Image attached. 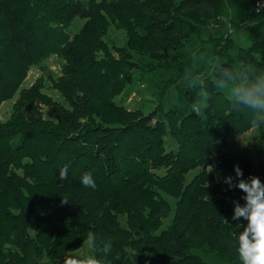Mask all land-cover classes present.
I'll use <instances>...</instances> for the list:
<instances>
[{"label":"trees","instance_id":"1","mask_svg":"<svg viewBox=\"0 0 264 264\" xmlns=\"http://www.w3.org/2000/svg\"><path fill=\"white\" fill-rule=\"evenodd\" d=\"M225 7L226 0H0V105L19 92L9 118H0V264L55 263L93 235L103 264H215L206 254L241 264L234 235L246 221L232 220V201L243 204V193L226 190L224 178H235L238 164L244 178L264 181V164L252 170L224 148L234 133L264 134V113L216 82L264 75V13L251 12L259 16L239 42ZM76 16L85 21L71 35ZM112 24L125 31L124 45L108 42ZM209 26L217 60L195 67L202 76L193 84L178 82L193 68L186 42ZM52 54L64 60L50 77L64 102L45 92L41 77L21 87ZM153 61L179 67L169 80L176 102L148 112L118 103L135 71L155 69ZM205 97L207 115L198 116L192 105ZM44 106L56 118L44 116ZM89 171L94 190L81 183Z\"/></svg>","mask_w":264,"mask_h":264},{"label":"rangeland","instance_id":"2","mask_svg":"<svg viewBox=\"0 0 264 264\" xmlns=\"http://www.w3.org/2000/svg\"><path fill=\"white\" fill-rule=\"evenodd\" d=\"M246 0H226V7L223 19L226 21L229 33H233L236 40L244 42L245 35L248 26L256 19L261 12L264 13V9L256 11L254 9V1L249 9L246 8ZM254 12L253 14L251 12ZM251 13V14H250ZM85 19L76 16L69 26V33L71 35L78 32L83 26ZM214 28V27H213ZM107 40L110 44L124 45L126 41L125 31L116 27L114 24L108 28ZM211 26L205 27L201 30L200 35H193L192 39L186 42L183 48L185 59L193 60V68L187 67L186 73L181 77L178 82L189 80L191 84L194 83L197 73L195 67L200 65H210L217 60V56L213 51V45L208 43V38L211 34ZM227 32V33H228ZM224 33V31L222 32ZM226 35V34H225ZM232 53V52H231ZM141 62L149 61L146 57H138ZM184 57V56H183ZM182 57V58H183ZM63 58L52 54L45 59L39 65H33L25 80L21 83V87H27L31 85L38 77H41L44 81V90L49 93L53 98L59 101H63V97L58 91H56L52 85L50 77H57L61 72L63 64ZM165 62V63H163ZM187 62V60L185 61ZM184 62V63H185ZM190 62H192L190 60ZM155 69L148 70L142 65L140 69H137L134 73V77L131 83L127 84L122 92L118 94L115 99L118 103L125 105L130 109L139 108L144 112L150 111L152 108L158 106L160 102H163L165 108L173 105L177 100V88L174 83L169 80H174L177 74H180L179 67H168L162 64L169 63L168 61H153ZM173 64H169L172 66ZM203 74V73H202ZM201 73H197V78H201ZM234 85L229 83V86ZM226 91V90H225ZM19 92L12 98L3 101L0 105V118L6 120L9 118L15 99L18 97ZM204 98H200L197 103H203ZM204 116L207 115L205 108H202ZM43 114L46 117L56 118L55 113L48 106L43 107ZM229 155L233 157L246 158L253 163L252 170H255L262 163L264 164V134L262 130L257 127H252L241 133H234L229 138L227 145L224 148ZM196 171H192L189 176L193 175ZM91 240L88 239L79 249L69 252L64 257L58 259L55 263L50 264H66L70 260H83L93 255L90 251ZM206 259L215 264H225L221 260L215 258L213 255H204Z\"/></svg>","mask_w":264,"mask_h":264},{"label":"clouds","instance_id":"3","mask_svg":"<svg viewBox=\"0 0 264 264\" xmlns=\"http://www.w3.org/2000/svg\"><path fill=\"white\" fill-rule=\"evenodd\" d=\"M217 86L221 90L228 91L231 97H235L236 103L251 109L254 112L264 113V75H260L244 85H231L226 81H217ZM204 98L203 103H194L192 108L198 116L202 115V108L208 107ZM235 178L228 175L224 178L227 185L226 190L239 189L242 193L243 204L239 200L233 199L234 205L232 220L246 221L241 225V231L234 235L235 247L241 264H264V181L259 176L250 175L244 178L243 170L238 164L234 165ZM68 167L59 169L60 180L67 179ZM81 183L86 188L96 189L97 185L92 173L85 172L81 176ZM67 199H62L61 204H67ZM93 241L91 252L97 251L95 236L90 237ZM111 242L106 243L101 251L107 255L111 252ZM66 264H103L94 255L83 260H70Z\"/></svg>","mask_w":264,"mask_h":264},{"label":"built area","instance_id":"4","mask_svg":"<svg viewBox=\"0 0 264 264\" xmlns=\"http://www.w3.org/2000/svg\"><path fill=\"white\" fill-rule=\"evenodd\" d=\"M253 5L256 11H260L264 9V0H255Z\"/></svg>","mask_w":264,"mask_h":264}]
</instances>
